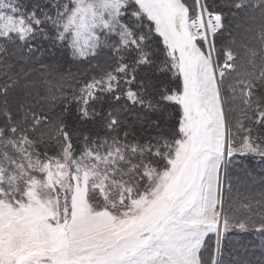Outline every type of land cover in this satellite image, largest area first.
<instances>
[{
    "label": "snow or ice",
    "instance_id": "obj_1",
    "mask_svg": "<svg viewBox=\"0 0 264 264\" xmlns=\"http://www.w3.org/2000/svg\"><path fill=\"white\" fill-rule=\"evenodd\" d=\"M0 264H264V0H0Z\"/></svg>",
    "mask_w": 264,
    "mask_h": 264
}]
</instances>
